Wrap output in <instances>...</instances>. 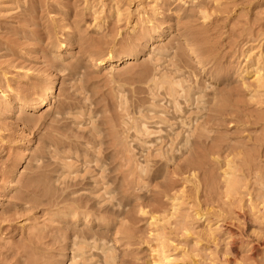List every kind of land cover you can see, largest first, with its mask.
Listing matches in <instances>:
<instances>
[{
    "label": "rangeland",
    "instance_id": "1",
    "mask_svg": "<svg viewBox=\"0 0 264 264\" xmlns=\"http://www.w3.org/2000/svg\"><path fill=\"white\" fill-rule=\"evenodd\" d=\"M179 2L190 10L189 0L172 6ZM219 3L221 10L212 8L205 19L183 24L166 11L162 0H0V89L5 103L34 97L52 81L57 87L48 106L32 114L21 108L0 116V264L67 263L72 227L120 238L116 264H158L162 254L175 264H264V93L256 88L254 73L255 67H262L264 3ZM158 5L171 34L153 45L175 35L181 42L207 47L210 64L216 63L222 73L209 79L212 66L200 73L199 83L203 92L224 100L228 113L208 128L209 136L197 149L181 155L148 145L142 152L131 148L133 159L146 169L139 181L131 174V162L117 154L112 129L129 127L123 126L120 100L133 105L139 99L144 109L153 102L144 68L161 70L166 57L159 58L147 46L137 58L113 68L98 66L95 58L123 49L127 39L135 37L133 27L145 29L147 16ZM100 35H105V43L90 44ZM63 38L66 47L61 50L70 49L71 54L56 61L50 51ZM183 48L180 45L177 54ZM61 64L77 65L81 80L68 70L59 71ZM69 90L76 97L71 108L63 110L71 101ZM29 114L33 119L23 122ZM63 127L64 135L56 138ZM54 138L74 147L43 162L39 157H47L46 141ZM217 141L226 148L212 151ZM176 155L182 168L178 172L169 161ZM201 155V164L188 165ZM105 160V174L119 186L121 200L112 212L103 209L109 204L104 188L99 184L92 192L85 185L99 178L94 167ZM34 175L47 177L44 182L52 187L64 184L76 192L73 196L87 205L77 209L80 220L75 221L65 202L56 204L60 192L47 198L41 195L42 181L27 185ZM229 180L235 188L228 192ZM33 186L38 190L34 194Z\"/></svg>",
    "mask_w": 264,
    "mask_h": 264
},
{
    "label": "bare ground",
    "instance_id": "2",
    "mask_svg": "<svg viewBox=\"0 0 264 264\" xmlns=\"http://www.w3.org/2000/svg\"><path fill=\"white\" fill-rule=\"evenodd\" d=\"M162 1L164 2L166 11L173 14V19L183 24H188L199 18L205 19L209 16L208 11L212 8L221 10L220 6H222L221 3H219L220 0H212V6L209 5L210 1L207 0H189L191 2L190 10L186 11L183 10V4H181V2L174 7L172 6L179 0ZM214 2H218V4L214 5ZM262 2L264 3V0H262ZM118 11L117 9L116 13H118ZM162 11V5H158L153 13L147 16V21L150 24L145 25V29L139 26L138 30L135 31L136 28L133 27L135 37L130 40L127 39L123 49L108 51L105 56L98 54L95 58V63L98 66L113 68L130 59L137 58L147 46H152V51H156L159 58L166 57L165 64L161 66V70H157L155 67L144 68L142 76L145 83H147V92L151 95L153 102H150L147 108L144 109L141 108L142 105L139 99L132 101L131 103H133V105L129 104L130 101L127 99L120 100L119 108L123 114L122 119L125 120L123 121V126L129 124V127L127 130L123 129V131H119V129L116 128L112 129L114 139L117 140L115 144L117 154L121 157H125L131 162L129 167L131 174H136V179L139 181L144 180L146 169L133 159L134 153L131 148H137L138 152H142V147L148 145L157 147V149L161 150L163 153L166 150L181 155L192 148L197 149L198 145L200 146L205 140L204 138L209 136L205 133L208 131V128L216 124V121L224 120V116L228 113L224 100H222V98L217 99L216 94L209 95V93L203 92L199 83L200 73L202 74L204 70L207 71L212 66L214 71H209V73H207L209 79H217L222 73V70L216 63H214V65L210 64L211 60L208 59L209 52L207 47L204 45L202 46L200 43L195 44L194 42L186 41L185 39L181 42L175 35L170 36L169 41L165 44L159 43L158 45H153L154 42L160 41L163 36H169L171 34L169 32L171 27L164 24L162 16L159 17ZM127 15V17H129L130 14L128 13ZM103 22H105V20ZM190 34H192V32H190ZM64 42L65 38L60 42L58 41V44H55L50 51L54 59L57 58L55 59L56 61L71 54L70 49L65 52L61 50L66 47ZM105 42V35H100L98 40L95 42L91 41L90 44H103ZM180 45L184 48L183 52L179 55L176 50ZM262 49V67H255L254 73L256 74V88L259 90L261 89L264 93V41ZM93 58L94 56L89 54L88 59L92 60ZM77 68V65L71 67L61 64L58 70H68V74L71 77L77 76L80 78L79 80H81ZM56 89L57 87L54 85V81H52L46 88L43 87L34 97L10 98L6 103L4 91L0 89V116L8 115L5 114V111L12 113L18 112L21 108H29V113H31L34 109L46 107L54 96L53 94ZM68 93L71 95V101L68 103L69 106L63 107V110L70 109L76 97L73 90H69ZM160 96L162 97L160 98ZM144 101L148 102L149 98ZM154 118L155 120H153L151 124H145V120ZM17 119L21 120L20 117ZM32 119V116L29 114V116H24L22 121H31ZM131 129L135 134L132 133L133 131ZM58 130L59 132L55 134L56 138H59L61 135L63 136L65 133L64 127L58 128ZM92 130L94 131V129ZM123 133H125L124 137L121 136ZM126 138L130 140L127 141ZM259 146H262V142H260ZM72 147L74 146L71 143L63 144L55 138L47 140L45 145L47 157L41 156L39 159L44 162L55 157L56 154L62 153L65 149L70 150ZM223 147L226 148L222 142L217 141L212 146V151L219 152ZM178 158L179 156L176 155L169 159V161L174 163L173 169L175 172L182 169L181 165L176 162ZM22 159L23 158H21V160ZM98 160L97 156L94 161ZM202 161L203 155L197 158L195 157L188 165L201 164ZM106 164L107 162L105 160L101 162L100 166L94 167L97 168L96 173H98L99 178L94 177L93 181H88L85 185L88 187L87 190L93 192L95 187L100 184L104 188L103 190H105L104 200L109 203L107 206H104L103 209L105 212L109 210L112 212L114 210L113 207L119 206L121 200L118 197L119 186L105 174L106 170L104 166ZM63 166L68 165L64 164ZM46 178L45 176L38 177L34 175L29 178L27 185L31 186L33 183L37 184L42 181L43 184H41L40 188L42 192L41 195L47 198H56L57 195L59 196L58 192H60L59 200L56 201V204L65 202L66 205H68L70 214L76 218L75 221H79L80 218L75 217L77 216V209L84 208L87 205L84 204L81 198L74 197L73 195L76 192L68 191L66 189L67 185L64 186L63 184L61 187H52L49 184H45L44 180ZM234 183L235 182L231 180L227 182L228 192L234 190ZM35 188L36 186H33L31 191L33 194L38 191ZM32 198L34 200L36 199L34 195ZM81 217L84 220L86 216L84 214ZM68 238L70 239V243L67 248H69L71 255L65 264L117 263V256L114 255V252L118 247L115 243L119 242L121 240L120 238L111 239L104 235L102 231L93 230L92 228L76 227H72L69 230ZM110 241H112V244H110ZM61 242L62 239L59 240V243ZM123 243L124 244L121 245H126L125 242ZM262 245H264V241H262ZM123 247L124 246L120 247V249H123ZM50 259L51 258L48 260ZM157 262L158 264H175L164 254L159 256ZM24 264H33V261L26 260ZM54 264H60V262L56 261Z\"/></svg>",
    "mask_w": 264,
    "mask_h": 264
}]
</instances>
